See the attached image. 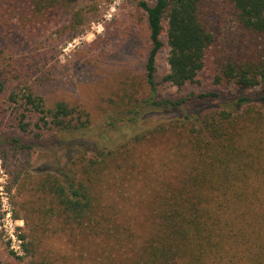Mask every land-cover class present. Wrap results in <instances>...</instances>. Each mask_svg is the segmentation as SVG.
<instances>
[{
  "label": "trees",
  "instance_id": "obj_1",
  "mask_svg": "<svg viewBox=\"0 0 264 264\" xmlns=\"http://www.w3.org/2000/svg\"><path fill=\"white\" fill-rule=\"evenodd\" d=\"M81 1L0 0V97L25 134L23 141L11 137L8 147L15 153L45 141L63 144V135L71 137L74 150L85 145L72 137L89 125V114L62 99L48 103L29 80L32 59L16 63L4 45L15 35L35 44L45 33L74 34L87 18ZM135 5L141 10L147 95L127 110L132 116L123 125L133 127L145 112L168 107L183 116L144 129L135 125L116 143L78 150L76 169L62 166L37 176L25 171L27 187L20 169L10 173L18 192L26 189L34 197L21 202L16 193L14 200L15 216L27 229V264H55L43 246L49 234L92 251L100 240L119 245L118 260L107 255L111 264H264V0ZM218 8L230 21L223 49L211 27ZM164 45L165 82L198 83L210 67L217 88H259L233 99L217 90L158 98L156 57ZM96 258L101 261L92 264L105 262Z\"/></svg>",
  "mask_w": 264,
  "mask_h": 264
},
{
  "label": "rangeland",
  "instance_id": "obj_2",
  "mask_svg": "<svg viewBox=\"0 0 264 264\" xmlns=\"http://www.w3.org/2000/svg\"><path fill=\"white\" fill-rule=\"evenodd\" d=\"M78 6L84 8L87 18L74 34L67 31L53 32L51 35L45 33L41 36L45 39L35 44L27 40L29 37L15 35L9 40L6 39L4 45L16 63L32 59L29 62L30 67H33L29 80L48 103L62 99L80 106L89 114V125L72 137L76 141L82 139L84 142L85 145L80 150L92 151L93 146L116 143L131 134L135 125L137 129H144L161 120L182 117L183 110L176 111L168 107L145 112L137 124L133 123V127L123 125V121L132 116L125 115L127 110L137 105L147 95L144 35L139 30L141 22H138L141 10L135 5V0H82ZM113 18L116 22L110 26L112 23L108 22ZM211 21L218 41H222L218 47L223 49L222 46L230 42L228 39L230 21L225 10L218 8ZM234 38L238 37L234 35ZM163 40L165 41L164 37ZM40 50H47L45 54L39 55L42 58L36 55ZM219 52L217 50V53ZM167 71V47L164 45L156 57L155 78L158 82L156 91L158 98L177 99L191 92L198 94L207 90H217L224 99H233L259 88L250 89L237 84L217 88L211 82L213 78L208 76L214 73L210 67L200 73V82L177 87L162 80ZM1 100L2 97H0V264H27L29 255L25 243L28 238L24 237L27 229L24 219L15 216L14 200L16 193L21 202L27 199L32 202L34 197L24 192L26 189L18 192V185L13 182L10 173H16L20 169L21 175L25 176V171H28L31 175L37 176L46 169L56 170L62 166L76 169V163L72 164V160L77 162L76 155L79 154L77 152L79 149L74 150L73 143H70L71 137L63 135L59 137L63 144L45 141L44 145L35 146V150L29 153H15V150L8 147L12 144L11 137L17 136L23 141L25 134L15 127L11 109ZM31 139L29 136L28 141ZM151 152L155 154L152 150ZM24 182L26 187L29 186L27 176ZM130 212L136 214L135 210L131 209ZM132 227L136 231L137 227L135 225ZM98 245L99 250L92 251L87 245H72L66 236L49 234L43 239L44 248L54 254L55 264H92L101 261L96 258L99 256H103L102 260H105L102 264H111L107 255L114 261L119 259V245L111 246L103 240H100Z\"/></svg>",
  "mask_w": 264,
  "mask_h": 264
}]
</instances>
